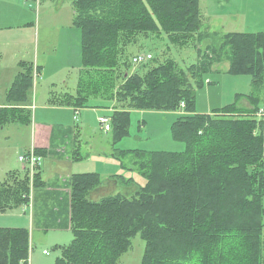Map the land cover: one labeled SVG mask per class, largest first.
<instances>
[{"label":"trees","instance_id":"1","mask_svg":"<svg viewBox=\"0 0 264 264\" xmlns=\"http://www.w3.org/2000/svg\"><path fill=\"white\" fill-rule=\"evenodd\" d=\"M70 4L73 25L80 31L82 68L75 93L51 104L72 107L74 116L80 109L110 110L101 117L110 129L102 131L111 132L113 144L128 135L132 111L179 112L170 134L184 149L115 150L117 159L130 156L126 167L146 181L141 188L125 181L134 188L130 194L90 199L99 176L72 175V239L54 264H116L135 236L144 242L140 264H264V151L256 119L260 96L264 99V32L219 36L202 31L199 0H71ZM151 35L164 36L178 47L189 43L199 47L206 41L207 49L185 68L170 59L147 67L151 56L140 71L129 72L124 50L138 37ZM223 62L228 75L251 79L252 93L246 97L251 109L238 108V96L234 104L209 115L195 113L194 88L202 85L212 65ZM28 65L11 88L15 95L11 99L16 102L17 97L21 105L29 97ZM26 111L0 108V126L28 124ZM24 171L8 176L0 196L15 198L16 204L28 202L29 178ZM38 179L37 173L33 186ZM10 181H15L13 186ZM29 249L25 229L0 228V264H27Z\"/></svg>","mask_w":264,"mask_h":264},{"label":"rangeland","instance_id":"2","mask_svg":"<svg viewBox=\"0 0 264 264\" xmlns=\"http://www.w3.org/2000/svg\"><path fill=\"white\" fill-rule=\"evenodd\" d=\"M64 1L67 0H45L40 3H36L35 0H0V14L3 15L2 17L0 16V27L3 29L2 31L13 28L12 25L20 23L24 18L35 20L36 16H38L40 24V53L42 47L49 42V45L45 46L48 51L42 52V55L46 56L44 58L45 67L40 71L39 76H35L34 82L30 85L29 93L27 94L29 96L28 104L31 105V125H29L30 122L28 124L9 123L13 125L7 126L6 124L4 125L5 128H3V131H0V148L3 150L4 143H6L4 156L8 157V154L11 155V164H14V166H11L8 170L11 172L19 171L20 173L23 171L21 164L17 160V151L21 148L28 150L26 147L29 146L30 143L28 132L29 130L33 131L35 125L36 140L47 145L54 144L55 147H62V149L68 150L71 149V144L75 143L76 146L80 145L79 149H77V147H75V149L82 157L84 156V151H86L85 148L83 149L85 141L94 146L91 156L86 160H84L85 158H82V161L74 162L72 164L63 162L57 166H54L48 161V164L45 163L42 169V171H47L45 172V175H51V173L56 171L58 175L64 176L66 171H68L70 172V175L97 174L103 179V175L109 174L112 176L113 174H120L125 179H131L136 185H138V187H143L145 179L140 176L139 173L126 167L130 162V156H125L121 160V164L125 167H120V162L115 159L112 161L109 157V165H106L103 163L104 161L98 160L96 155L97 153L108 155L113 153L114 150L182 152L184 149L183 143L174 141L170 134V127L177 116L172 112L132 111L129 115L128 135L113 144L111 132H103L97 122L99 118L107 117L106 114L103 115V112L97 114V117L100 116L97 118L96 114L90 113L92 111L87 110V113H77L75 116L70 115L68 121L67 115L63 112L49 108L50 106L47 105V103L52 101V99L49 97L48 93L65 91L72 93L75 88L77 72L81 67L80 39H78L75 47L74 45L72 46V38L69 37L68 33L60 27V23H64L63 14H68L70 6L66 3V5L59 9L58 12L60 17L57 19L60 22H51L50 15L55 13L53 7L60 6ZM200 2L202 5L203 0H200ZM208 2L211 7H216V9L220 5L221 7H224L225 10L227 8L234 9L235 6L234 0H208ZM5 16H11V19L6 20ZM226 20L227 18H223L221 23L230 28L231 22L230 20ZM235 27L236 25L232 24L231 28L234 29ZM17 29L18 28L12 29V31L20 34ZM201 30L204 31L207 29L202 25ZM28 32L30 33V29ZM207 33L214 32L209 31ZM215 33L219 34V36L223 35L220 32ZM204 48L207 49L206 41L199 44V47H197L196 44L193 45L191 43L183 47H178L171 45L164 36L157 38L154 35H151L148 38L138 37L136 44L127 46L124 50L125 53L123 58L126 61L125 63L129 72L140 71L141 65L132 66L130 64L131 58L138 53H146L152 56V61H149V63L146 64L147 67L170 59L176 62L179 66L185 68L198 59V56L202 54L200 52H203ZM198 50H200L199 53ZM27 53L29 52L26 47L24 55ZM217 64L219 63L212 65L209 73L202 77V85L194 88V109L196 111L197 109L207 111L222 109L234 104L238 96L247 97V95L252 93L251 79L248 76H225L212 72L218 68L216 67ZM225 64L227 63L225 62ZM8 78V73L3 72L0 81L1 88L7 87V85L2 84V82L9 84ZM1 97H3V94H0V102L2 101ZM21 97L23 98V95ZM259 104L262 115L257 116V119L264 117V99L261 96ZM31 126H33V128ZM67 128H69V131L66 135H62L63 130ZM42 143L39 145H42ZM72 154L75 153L69 152L70 157H75ZM38 155L43 161V154ZM57 155L59 156V154ZM62 155L65 154L63 153ZM1 156L2 155L0 154V159ZM62 158H64V156ZM7 163H9L8 160ZM1 164L0 160V165ZM16 177L17 179L19 178L18 175H16ZM28 178L29 188L31 186L36 187L33 186L34 176L30 178L28 175ZM39 182L40 179L37 180V183ZM14 183L15 181H10L12 186ZM120 193L126 194L127 192ZM20 201L21 199L19 202ZM262 204L264 208V201H262ZM43 211L44 209L42 208H36V212L41 213ZM61 235L62 238L57 239V236L48 233L46 241H43L45 235L41 237H38V235L34 236V246L30 252L33 262L37 264H54L55 259L60 255V249L67 247L72 239L71 233H61ZM262 235L264 238V229ZM43 250L48 253V256L42 255ZM143 252L144 242L139 236H135L131 239L130 248L119 256L116 264H140Z\"/></svg>","mask_w":264,"mask_h":264},{"label":"crops","instance_id":"3","mask_svg":"<svg viewBox=\"0 0 264 264\" xmlns=\"http://www.w3.org/2000/svg\"><path fill=\"white\" fill-rule=\"evenodd\" d=\"M35 1L36 3L41 2L39 0H35ZM70 2L71 0H67L64 1L60 6L53 7L55 9V13H52L50 16H51V22H60L57 19L58 17H60L58 12L59 9L62 6L66 5V3L67 5L70 6V10H68V14H63L64 23H60V27L63 28L68 33V36L72 38L71 44L72 46L74 45L75 47V45H77L78 39H80V31L73 25V10ZM234 2H235L234 9L227 8L225 10V8L221 7V5L218 6L217 9L216 7H211L208 0H203V4L201 5V2L199 0V9L202 16L204 28H206L208 32L209 31L220 32L223 35L231 34V33L254 34V33L264 32V0H234ZM0 16L2 17L3 15L0 14ZM223 18H227V20H230L231 22L230 28L226 27V25L221 23ZM5 19L9 20L11 19V16H5ZM232 24L236 25L234 29L231 28ZM12 26L13 28L4 31H2L3 29H1L0 27V81L3 76V72L8 73L9 76L8 78L9 84H7L6 82L5 83L2 82V84L7 85V87L1 88V84H0V94H3V97H1L2 101L0 102V108L15 107V108H22L23 110H27L26 112H28L27 114L29 115V121H28L29 123L31 117V105H29L28 102L22 103L23 105H21L20 103L17 102V97H16V102H14V100H12L10 97V96L12 97L15 96L14 94H12L11 88L14 82H16L18 78L22 77L23 73L25 74V68L27 67L26 65L28 64H31V69H32L31 74L29 73V75L31 76L30 77L31 84L34 82L35 76L37 77L40 75V71L43 70V68L45 67L44 58L46 57L42 55V52L48 51L47 47L45 46L49 45V42H47L45 46L42 47L40 53V47H39L40 24H39L38 16H36L35 20L24 18L20 21V23H17L16 25H12ZM15 28H18L17 31H19L20 34L12 31V29ZM29 29H30V33L28 32ZM26 47L29 53L24 55V51ZM80 66L81 67L76 75L74 91L72 93H69L67 91L59 92V93L49 92L50 94L48 93V95L52 100L57 102L64 95H72L75 93L78 75L82 68V59L80 61ZM216 67L218 68L212 72H215L220 75L230 76L226 73L228 65L225 64V62L221 64L220 63L217 64ZM51 103L52 101L47 103V105L50 106L49 108L63 112L65 115H67L68 121L70 119V115L74 116V110L72 107L59 106L56 103L55 105ZM237 106L238 108L246 111L251 109V107L249 106L246 100V96H241L240 100L237 103ZM87 110L92 111L90 113L96 114V117L97 114H99L100 112H103L104 115L110 111L103 109L87 108V109H80L78 113H87ZM194 111L195 113L202 115H209L212 112V111L198 110V109L197 111L194 109ZM175 114L177 116L179 112ZM263 119L264 117L259 118L257 120L260 122V126H261L260 133L263 136V151H264ZM9 125H13V124H7V126ZM29 125H31V122ZM31 127L33 128V126ZM3 128H5V126H0V131L1 130L3 131ZM68 129L69 128L63 130L62 135H66V133L69 131ZM28 133L30 136L29 146H26L28 150L21 148L17 152L19 156L20 153L29 151L31 149L42 150L43 152L45 151L43 153L42 164L37 172L39 174L40 182L36 187L31 186L29 188L30 197L28 195V202L24 204L23 203L16 204L15 198L10 199V197L0 196V228L25 229L29 234V248H30L27 264H37L33 262V259L30 255V252L32 251V247L34 246V236L38 235V237H41L45 235V239L43 241H46L48 233L57 236V239L62 238L61 233H71L69 179L71 178L72 175H80V174L70 175V172L68 171H66L64 176L58 175L56 171L51 173V175H45V172L47 171H42L43 166L45 163L48 164V161L54 166H57L63 162H68V164H72L74 162L82 161L83 160L82 158H85L84 160H86L88 157L91 156L94 146L93 144H90L89 142L85 141V143L83 144V149L85 148L86 151H84V156L82 157L80 153H77V150L75 149V147L79 149L80 145L76 146L75 143H72L71 149L67 150V149H62V147H55L54 144L47 145L45 143H42L41 141H37L35 135V125H34V130L33 131L29 130ZM40 143H42V145H39ZM5 146L6 143H4L3 150H1L0 148V154L2 155L0 159L2 163L0 165V191L4 189V186L7 184L8 176L13 173L8 169L11 166L12 167L14 166V164H11V155L8 154V157L4 156ZM69 152L75 153L72 154L75 157H70ZM63 153L65 155H62ZM114 153L115 150L113 153H110L108 155H104L103 153L102 154L97 153L96 158L98 160L104 161L103 162L104 164L109 165L108 159L110 157L112 161L115 159L116 161L120 162L119 165L121 167L122 159H117L114 156ZM57 154H59V156ZM63 156L64 158H62ZM7 160L9 161V163H7ZM14 172L18 173L19 171H14ZM101 179L102 178H100V184L98 185V187H96L90 193V199L98 198L104 195L116 194L120 192H125V193L127 192L130 194L134 190V188L131 185L130 187L129 184H126L125 181L132 182L138 188V185H136V183H134L131 179H125L120 174H116V175L113 174L112 176H110L109 174L103 175V179L102 180ZM139 188L141 187L139 186ZM262 201H264V197ZM36 208L44 209L43 211L44 213L36 212ZM263 229H264V222H263ZM43 252L46 251L45 250L42 251L43 256H48L47 252L46 254H43Z\"/></svg>","mask_w":264,"mask_h":264},{"label":"built area","instance_id":"4","mask_svg":"<svg viewBox=\"0 0 264 264\" xmlns=\"http://www.w3.org/2000/svg\"><path fill=\"white\" fill-rule=\"evenodd\" d=\"M151 59V55L150 54H136L131 58V64L133 66H138L141 64H144L146 62H148ZM183 108V105H180V110ZM261 109L259 110L257 116H261ZM99 123L102 127V129L104 131H109V123L108 120L105 118H100L99 119ZM18 162L21 164L22 166V170H26L28 172V175L30 176V178H32L35 174H37L39 167L41 166L42 163V158L36 154V152L31 149L29 151L26 152H22L19 154V156L17 157ZM43 254H46V252H43Z\"/></svg>","mask_w":264,"mask_h":264}]
</instances>
